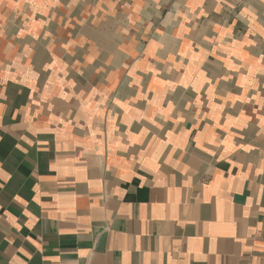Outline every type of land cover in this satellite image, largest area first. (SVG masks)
<instances>
[{"label": "crops", "instance_id": "1", "mask_svg": "<svg viewBox=\"0 0 264 264\" xmlns=\"http://www.w3.org/2000/svg\"><path fill=\"white\" fill-rule=\"evenodd\" d=\"M0 264H264V0H0Z\"/></svg>", "mask_w": 264, "mask_h": 264}]
</instances>
